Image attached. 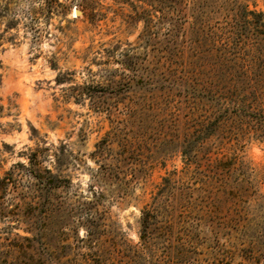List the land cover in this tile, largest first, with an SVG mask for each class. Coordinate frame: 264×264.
Instances as JSON below:
<instances>
[{
    "label": "rangeland",
    "instance_id": "1",
    "mask_svg": "<svg viewBox=\"0 0 264 264\" xmlns=\"http://www.w3.org/2000/svg\"><path fill=\"white\" fill-rule=\"evenodd\" d=\"M1 1L0 178L40 150L42 166L71 182L56 192L68 208L103 193L90 214L94 237L78 222L88 215L75 212L70 226L34 240L41 256L51 264L170 256L167 264H264V80L215 58L235 0H182L178 13L166 0ZM237 1L264 12V0ZM247 81L260 87L259 102ZM98 144L103 157L94 155ZM117 153L127 182L122 173L95 182L99 164ZM26 179L7 186L4 205ZM151 205L155 228L173 224L179 255L137 254ZM7 225L32 236L12 218L0 231Z\"/></svg>",
    "mask_w": 264,
    "mask_h": 264
},
{
    "label": "trees",
    "instance_id": "2",
    "mask_svg": "<svg viewBox=\"0 0 264 264\" xmlns=\"http://www.w3.org/2000/svg\"><path fill=\"white\" fill-rule=\"evenodd\" d=\"M166 1L171 3L170 5L177 13L180 11L177 6H180L182 0ZM54 3L63 5L58 0H54ZM5 9L6 4L0 0V17ZM171 20L170 18L168 21L170 24L169 33L175 28V23ZM192 23L191 27H193L194 33L202 37L200 26L196 25L195 22ZM225 28L226 30L220 36L217 35V40L220 43L215 55L217 64L221 67L240 69L245 74V78L247 76L250 80L254 78L257 83L264 80V12L248 9L246 4L235 0L229 19L225 22ZM214 47L212 46V48ZM249 79L248 81H250ZM58 80H61V77ZM248 81L246 82L247 87L252 90L253 95L250 99L252 104L256 101L259 102V97L262 95L260 87L258 84L254 85V81L252 83ZM3 111L4 105L0 98V117L3 115ZM126 144L127 141L121 143V146L125 148L122 149L123 151L127 150ZM97 148L94 155L103 157V147L98 144ZM39 155L40 150L31 151L27 156V163L16 162L12 169L0 178V220L12 218L16 223L25 224L24 230L32 234V236L18 233L11 235L10 228L12 226L10 225L1 230L0 264H51L49 259L43 258L42 254L38 252L34 240L40 237H48L58 229L70 226L68 220L74 216L75 212L78 214L84 212L88 215L84 219L80 218L78 222L87 226V239L91 240L94 237V231L90 225V214L93 211V204L103 196V193L93 191L94 200L78 202L77 211L74 207L68 208L67 206L72 203L67 202L65 197H57L56 192L57 189L62 191L71 184L69 178L64 174L53 172L50 167L42 166ZM55 158L56 163L59 164L58 156L55 155ZM123 159V154L117 153L113 164L100 163L92 174L95 182L98 184L105 183L106 179L113 176V173L117 176L122 173L123 175L119 177V180L126 183L127 180L123 179L126 173L121 171ZM23 174L28 175V179L25 180V187H21L23 191L12 203V207L4 205L2 193L11 182L16 183L14 182L15 179H20ZM122 194L124 193H120L118 196L122 197ZM155 206L151 205L142 211L141 242L137 254L155 255L158 252V255H179L184 251V245L180 241L174 242L173 224L166 221L163 225L155 228ZM156 229L158 232L154 233ZM165 261L164 264H167L173 259L170 256Z\"/></svg>",
    "mask_w": 264,
    "mask_h": 264
},
{
    "label": "water",
    "instance_id": "3",
    "mask_svg": "<svg viewBox=\"0 0 264 264\" xmlns=\"http://www.w3.org/2000/svg\"><path fill=\"white\" fill-rule=\"evenodd\" d=\"M74 11H75V13L80 14V11L79 10H76L75 8H74Z\"/></svg>",
    "mask_w": 264,
    "mask_h": 264
}]
</instances>
